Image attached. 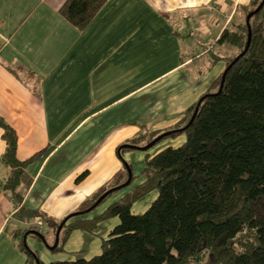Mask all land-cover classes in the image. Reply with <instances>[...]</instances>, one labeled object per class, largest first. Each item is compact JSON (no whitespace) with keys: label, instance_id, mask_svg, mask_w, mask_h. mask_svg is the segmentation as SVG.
I'll list each match as a JSON object with an SVG mask.
<instances>
[{"label":"crops","instance_id":"0c3cea01","mask_svg":"<svg viewBox=\"0 0 264 264\" xmlns=\"http://www.w3.org/2000/svg\"><path fill=\"white\" fill-rule=\"evenodd\" d=\"M65 1L0 0V117L16 133V156H34L25 168L29 185L21 202L8 191L0 194V264H24L15 232L38 230L52 243L36 212L61 219L77 211L123 173L118 145L142 128H169L210 89L225 69V61L212 55L221 49L216 40L236 19L238 5L249 2L107 0L79 30L59 13ZM2 133L0 126V182L10 170L2 159ZM166 140L152 153L182 137ZM135 151L123 154L132 169V158L144 164L145 153ZM142 179L85 216L101 212ZM150 195L152 201L156 192ZM141 199L132 204L134 213L151 203ZM117 223L111 217L91 233L73 230L64 251H51L34 235L24 239L43 263L89 259Z\"/></svg>","mask_w":264,"mask_h":264},{"label":"trees","instance_id":"16d2710c","mask_svg":"<svg viewBox=\"0 0 264 264\" xmlns=\"http://www.w3.org/2000/svg\"><path fill=\"white\" fill-rule=\"evenodd\" d=\"M106 1L66 0L59 13L82 30ZM261 2L238 5L236 19L216 40L221 49L212 55L225 61L222 83L221 75L164 131L142 128L118 145L123 173L88 196L77 211L61 219L36 212L52 232V243L38 230L15 232L21 236L24 264H264V3L255 11ZM0 126L6 142L2 159L10 166L0 194L8 191L20 203L21 190L29 185L25 168L34 156L19 159L14 129L1 117ZM179 137L181 142L150 152ZM128 150L145 153L143 179L101 212L85 216L136 179L123 159ZM150 191L155 198L134 213L132 204ZM111 217H118V223L102 239L100 253L89 259L43 263L24 239L34 235L52 246L58 232L50 250L64 251L73 230L91 233Z\"/></svg>","mask_w":264,"mask_h":264},{"label":"rangeland","instance_id":"374dc122","mask_svg":"<svg viewBox=\"0 0 264 264\" xmlns=\"http://www.w3.org/2000/svg\"><path fill=\"white\" fill-rule=\"evenodd\" d=\"M165 141L167 142V140H165ZM165 141L162 142L161 145L164 144ZM168 141H169V140H168ZM175 142H176V140L173 141V143H175ZM155 149H157V147H155L154 149H152L151 152L154 151ZM138 151H140V150H136V151H135V152H136L135 154H138V153H137ZM136 158H137V157H136ZM136 158H132V160H133V169L135 170L136 167L139 168V170H138V172H137V176L135 177V178H138L139 176H142V175H140V172H141V169H142L143 165H142V163H141V159H142V158H141L140 160H139V159L136 160ZM131 169H132V166H131ZM133 169H132V172L134 173ZM152 192H155V191H150V192H148L146 195H144V196L142 197V199L140 198V199L142 200V202H144V203H148V204H149V203L151 202V195H150V194H151ZM148 198H149V199H148ZM144 203H142V204H144ZM138 204L140 205L141 203H135V204H134L135 208H136L138 211H142L144 208L140 209L139 206H138ZM148 204H147V205H148ZM143 211H144V210H143ZM48 242L51 243V241H49V240H48Z\"/></svg>","mask_w":264,"mask_h":264},{"label":"water","instance_id":"95a60500","mask_svg":"<svg viewBox=\"0 0 264 264\" xmlns=\"http://www.w3.org/2000/svg\"><path fill=\"white\" fill-rule=\"evenodd\" d=\"M264 3V0H262V2L260 3V5L257 7V9L255 10V11H258L259 10V8L262 6V4ZM250 15V14H249ZM249 15H248V17H249ZM250 41V34L248 33V42ZM236 59V58H235ZM235 61V60H234ZM226 69V68H225ZM225 71V70H224ZM224 71H223V73H222V76H221V83H222V81H223V77H224ZM194 113H195V111H194ZM192 119V118H191ZM153 142H151L150 144H148L147 145V147H149L151 144H152ZM130 179V176H129V178H128V180ZM104 196V195H103ZM60 229V228H59ZM58 229V230H59ZM57 243H58V232H57V234H56V238H55V242H54V244L51 246H49V245H47L48 246V248H53V247H55L56 245H57Z\"/></svg>","mask_w":264,"mask_h":264},{"label":"built area","instance_id":"2783aa9c","mask_svg":"<svg viewBox=\"0 0 264 264\" xmlns=\"http://www.w3.org/2000/svg\"><path fill=\"white\" fill-rule=\"evenodd\" d=\"M38 224H40V222Z\"/></svg>","mask_w":264,"mask_h":264}]
</instances>
